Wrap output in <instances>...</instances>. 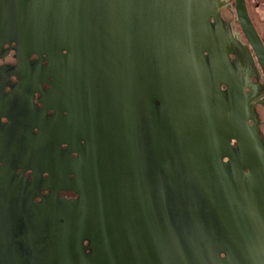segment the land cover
I'll return each instance as SVG.
<instances>
[{
    "label": "water",
    "instance_id": "1",
    "mask_svg": "<svg viewBox=\"0 0 264 264\" xmlns=\"http://www.w3.org/2000/svg\"><path fill=\"white\" fill-rule=\"evenodd\" d=\"M108 2L13 0V30L22 50L46 54L55 63L49 73L53 97L59 100L61 84L79 83L94 115L85 122L86 144L76 177L67 181L76 201L66 202L56 193L39 204L29 199L7 207L0 201V210L50 214V230L60 227L72 240L65 238L61 246L50 239V248L37 257L23 253L21 245L7 250L0 244V261L44 257L49 264H264V147L256 125L248 124L252 107L229 63L220 18L225 0H114L166 5L153 15L147 10V17L132 10L125 25L115 9L113 22L98 23L107 29L96 38H60L66 16L104 13L93 18L109 19L107 9L84 6ZM234 3L237 23L264 74V49L245 2ZM66 49L83 58L94 50L147 53L100 56L93 58L104 63L98 68L61 73ZM108 61H114L113 69ZM111 73L116 84H131L128 136L123 124H111L108 104L110 92L122 94L126 88L99 86L113 82ZM221 86L232 92L230 100ZM223 158L231 164L232 177ZM84 239L90 242L89 255ZM227 243L239 254L228 261L219 257Z\"/></svg>",
    "mask_w": 264,
    "mask_h": 264
},
{
    "label": "flooded vegetation",
    "instance_id": "2",
    "mask_svg": "<svg viewBox=\"0 0 264 264\" xmlns=\"http://www.w3.org/2000/svg\"><path fill=\"white\" fill-rule=\"evenodd\" d=\"M110 0L108 3L84 4L93 10L107 9L109 19L101 21L95 17L104 16V13H86V18L64 19L60 38L73 41L74 39H93L107 28L98 26V23L113 22L116 14L122 17L132 16V10H141L143 15L155 14V10L164 9L166 4L161 3H120ZM226 1V0H225ZM234 1V0H233ZM250 22L258 35L264 49V0H244ZM228 4L221 9L220 18L222 28L228 38L226 49L229 63L234 74L240 80L248 105L252 107L253 120L248 124L256 125L258 135L264 147V74L257 58L245 39L235 15L234 8ZM13 0H0V201L5 205L14 206L19 201L31 200L39 204L42 199L56 193L59 199L73 202L78 195L70 190L67 181L73 180L74 172L80 166V151L85 146L82 137L85 135L86 123L94 115L90 102L86 99L88 93L83 91L79 83L61 84L59 100L53 97V79L49 75L54 68V61L46 54H36L33 51L22 50L23 45L13 30V15L15 9ZM148 10V14H147ZM229 12L228 17L224 12ZM134 15V14H133ZM112 18V19H110ZM213 24V20H211ZM126 46V45H124ZM69 48V47H68ZM145 51H89L86 56H77L69 50H62L59 61L61 73H78L89 67L98 68L104 64L98 57H128L146 55ZM90 57L91 59H89ZM204 58L209 63L207 53ZM108 67H114V61H108ZM110 82L99 85L101 88H126L121 94L114 91L108 94L109 119L111 124H123L124 136L129 135L130 117L132 110L130 83L114 82V75H109ZM225 99H231L232 92L221 86ZM158 106V103H156ZM85 124V125H84ZM230 144L238 155L236 141ZM227 175L232 177L233 171L227 158H223ZM243 175L250 180V173L243 169ZM63 216L62 213L57 215ZM50 214L15 210H0V244L7 250L18 248L28 256H41L51 244L47 242L59 240L62 246L66 232L60 227L50 230ZM60 224H64L60 220ZM24 233H18L20 229ZM54 231L53 236L49 235ZM68 235V234H67ZM61 241V242H60ZM48 245V246H47ZM34 247V251L33 248ZM85 253L89 255L90 242L82 241ZM35 252L36 254H34ZM239 256L232 248L231 243L223 246L219 252L222 260ZM0 264H49L44 257L16 259L9 258L0 261Z\"/></svg>",
    "mask_w": 264,
    "mask_h": 264
},
{
    "label": "trees",
    "instance_id": "3",
    "mask_svg": "<svg viewBox=\"0 0 264 264\" xmlns=\"http://www.w3.org/2000/svg\"><path fill=\"white\" fill-rule=\"evenodd\" d=\"M227 4H228V8H231V9H233L234 8V1L233 0H226L225 1Z\"/></svg>",
    "mask_w": 264,
    "mask_h": 264
}]
</instances>
